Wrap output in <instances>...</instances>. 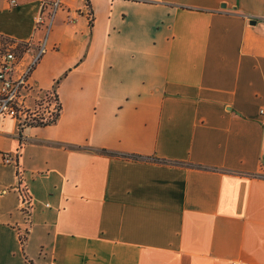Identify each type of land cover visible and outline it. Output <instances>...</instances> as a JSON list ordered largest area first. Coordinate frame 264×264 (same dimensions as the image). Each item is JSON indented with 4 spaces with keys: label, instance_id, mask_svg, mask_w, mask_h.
<instances>
[{
    "label": "crops",
    "instance_id": "obj_1",
    "mask_svg": "<svg viewBox=\"0 0 264 264\" xmlns=\"http://www.w3.org/2000/svg\"><path fill=\"white\" fill-rule=\"evenodd\" d=\"M53 2L0 0V44ZM30 82L60 111L0 116V264H264V0H60Z\"/></svg>",
    "mask_w": 264,
    "mask_h": 264
},
{
    "label": "built area",
    "instance_id": "obj_2",
    "mask_svg": "<svg viewBox=\"0 0 264 264\" xmlns=\"http://www.w3.org/2000/svg\"><path fill=\"white\" fill-rule=\"evenodd\" d=\"M46 0H42L43 6ZM14 4V1H12ZM60 0H54L50 12H43L36 18V25H45V38L38 45L31 43H17L15 41L0 44V116H7L17 124V129L36 125H49L59 114V104L54 92H48L42 99H38L33 107H26L24 94L31 92L33 86L30 79L34 68L46 51V39ZM24 56L28 61L21 65ZM264 117V109L260 110ZM14 155L5 154L2 157L4 165H13L17 185L14 188L18 197L19 210L24 217L25 229L19 233L21 242H24L31 225L32 198L28 193L27 185L23 179V169L16 163Z\"/></svg>",
    "mask_w": 264,
    "mask_h": 264
},
{
    "label": "trees",
    "instance_id": "obj_3",
    "mask_svg": "<svg viewBox=\"0 0 264 264\" xmlns=\"http://www.w3.org/2000/svg\"><path fill=\"white\" fill-rule=\"evenodd\" d=\"M59 110H60V107H59ZM58 115L59 114H57V116H56V119L58 118ZM56 119L52 122V123H54L55 121H56ZM51 123V124H52ZM36 126H39V125H36ZM130 158H132V159H136L137 157H130ZM155 161H157V159H154ZM157 162H160V163H166V161H157Z\"/></svg>",
    "mask_w": 264,
    "mask_h": 264
}]
</instances>
